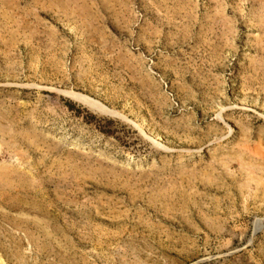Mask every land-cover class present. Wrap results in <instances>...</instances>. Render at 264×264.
I'll list each match as a JSON object with an SVG mask.
<instances>
[{"label":"rangeland","instance_id":"374dc122","mask_svg":"<svg viewBox=\"0 0 264 264\" xmlns=\"http://www.w3.org/2000/svg\"><path fill=\"white\" fill-rule=\"evenodd\" d=\"M0 264H264V0H0Z\"/></svg>","mask_w":264,"mask_h":264}]
</instances>
